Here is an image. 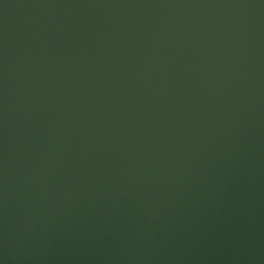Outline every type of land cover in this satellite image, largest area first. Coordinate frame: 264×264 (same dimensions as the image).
<instances>
[{"label":"water","instance_id":"obj_1","mask_svg":"<svg viewBox=\"0 0 264 264\" xmlns=\"http://www.w3.org/2000/svg\"><path fill=\"white\" fill-rule=\"evenodd\" d=\"M0 264H264V0H0Z\"/></svg>","mask_w":264,"mask_h":264}]
</instances>
